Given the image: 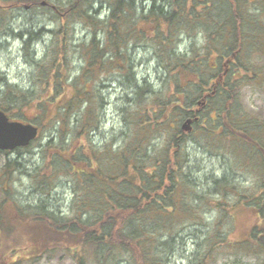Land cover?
<instances>
[{"label":"trees","instance_id":"trees-1","mask_svg":"<svg viewBox=\"0 0 264 264\" xmlns=\"http://www.w3.org/2000/svg\"><path fill=\"white\" fill-rule=\"evenodd\" d=\"M22 8L36 15L15 34L11 11ZM46 17L51 29L37 21ZM263 19L264 0H0V44L24 40L31 69L26 86L0 72V109L38 126L16 152L38 149L23 171L46 197L22 203L11 188L17 160L3 164L0 264L56 255L70 264H171L185 235L183 245H196L190 264H264V114L241 104L245 87L264 86ZM143 45L158 62L157 85L136 77ZM113 79L126 91V126L108 136L103 90ZM196 135L203 152L254 171L252 183L230 171L197 181ZM58 188L71 195L65 215L47 199ZM242 214L251 221L244 233Z\"/></svg>","mask_w":264,"mask_h":264},{"label":"rangeland","instance_id":"rangeland-1","mask_svg":"<svg viewBox=\"0 0 264 264\" xmlns=\"http://www.w3.org/2000/svg\"><path fill=\"white\" fill-rule=\"evenodd\" d=\"M36 12L27 13L25 9H13L11 11L10 20L14 28V33L17 34L19 31H25L28 28H31L30 17H34ZM107 12H103L102 18L105 17ZM43 19V18H42ZM37 18V21H41L42 24L47 23L49 29H51L50 17H46L45 20ZM264 20V19H263ZM86 33L85 27L79 25L75 30V35L77 37H83ZM201 41L203 37L200 36ZM23 41L14 35L2 40L3 44H0V72L1 76L9 80L10 83L18 84L21 86H26L28 75L30 73V66L27 64V59L23 51ZM184 45L180 46L179 51H183L184 46H190L191 42L188 38L183 42ZM151 45H143L136 54H135V68L136 77L141 81L143 78H149L150 82L157 85V70L158 62L156 63L150 56ZM263 61V58L261 59ZM161 73V68L159 69ZM117 80V79H116ZM109 83V84H108ZM106 83V88L103 90L104 96V112H103V123H102V134H112L114 131H119L122 128H125V123L123 121V116L121 113V107L124 105L122 97L125 95L123 87H120V82L115 81L114 79ZM2 83L0 81V87ZM242 106L244 109H251L256 112H261L264 114V86L263 87H252L247 86L244 89ZM159 141L161 139H158ZM199 138L196 135V138H192L189 144V151L193 157L190 165L193 167L194 172H196L197 181L199 179L204 182L205 179L212 173L217 176H221L225 172H231V177H234L235 180L239 181L244 186H248L252 183L253 177L255 175L254 171L248 169L238 168L237 164L230 154L227 156H217L210 155L203 152L199 147ZM38 149L22 150L21 154L18 152L11 151L10 154L6 155L3 152H0V170L8 160H17L18 171L15 174L14 179L12 180V192L14 196L22 203H38L40 199H45V196H40L36 193V190L33 186V182L29 177L28 173L23 170H28L32 168L37 162ZM198 165V166H197ZM231 168V170H230ZM232 168L234 169L232 171ZM235 168L237 170H235ZM24 172V173H23ZM51 206H58L61 210L62 215H65L69 212V206L71 201V195L65 189L58 188L53 195L47 197ZM251 221L248 220L246 215L242 214L238 217V230L241 233H244L249 230ZM188 235H185L181 240V243L177 248L173 249L172 255L170 258L171 264H190V259L192 258L193 253L195 252L196 245L195 240L189 238L186 240L183 245V241L187 238ZM71 260L69 258H61V256L56 255L53 258L48 259L44 257L35 262H30L27 264H70ZM225 264V263H224ZM252 264V263H249Z\"/></svg>","mask_w":264,"mask_h":264},{"label":"water","instance_id":"water-1","mask_svg":"<svg viewBox=\"0 0 264 264\" xmlns=\"http://www.w3.org/2000/svg\"><path fill=\"white\" fill-rule=\"evenodd\" d=\"M191 120H186L182 128L191 130ZM38 135V128L31 123L10 120L0 109V150H13L30 144Z\"/></svg>","mask_w":264,"mask_h":264}]
</instances>
